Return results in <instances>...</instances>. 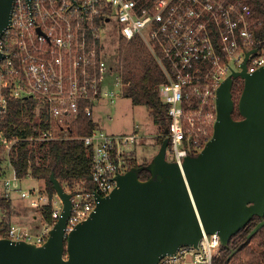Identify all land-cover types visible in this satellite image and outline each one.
<instances>
[{
    "label": "built area",
    "instance_id": "obj_1",
    "mask_svg": "<svg viewBox=\"0 0 264 264\" xmlns=\"http://www.w3.org/2000/svg\"><path fill=\"white\" fill-rule=\"evenodd\" d=\"M12 13L10 26L0 35V115L9 113L11 99H31L39 125L37 134L24 138H10L0 128V146L7 147L10 166L13 148L24 139L36 147L60 138H79L92 152L94 188L89 189L85 180L68 188L72 212L65 236L95 209L97 192L107 195L114 190L117 175L130 168L141 138L138 131L107 133L98 123L90 133L70 135L80 113L94 118L96 105L112 103L126 93L117 54L110 55L105 46L104 32L113 19L119 25V41L121 36L139 37L167 77L157 91L169 105L172 120L168 159L180 167L185 156L199 154L212 138L217 92L226 77L242 70L247 52L255 48L247 58V72L264 65L260 34L264 0H15ZM28 118L25 114L22 120ZM28 178L35 177L19 176L14 166L6 173L0 166L2 196L11 200L17 195L40 210L50 203L52 221L42 216L41 231L35 233L11 217L5 222L7 215L0 212V238L42 245L61 216L63 201L58 194L51 199L39 186L24 189ZM220 245L217 233L205 232L198 247H181L158 264H212L213 251Z\"/></svg>",
    "mask_w": 264,
    "mask_h": 264
},
{
    "label": "water",
    "instance_id": "obj_2",
    "mask_svg": "<svg viewBox=\"0 0 264 264\" xmlns=\"http://www.w3.org/2000/svg\"><path fill=\"white\" fill-rule=\"evenodd\" d=\"M14 2L0 0V35L11 24ZM254 50L219 86L214 134L199 154L185 156L180 167L167 157V136L147 166L150 177L141 178L137 166L119 173L114 190L97 192L95 209L67 236L72 193L52 172L61 216L42 245L0 238V264H158L181 247H198L205 232L227 245L257 215L248 238L255 235L264 226V65L247 72ZM237 77L244 79L238 119Z\"/></svg>",
    "mask_w": 264,
    "mask_h": 264
},
{
    "label": "trees",
    "instance_id": "obj_3",
    "mask_svg": "<svg viewBox=\"0 0 264 264\" xmlns=\"http://www.w3.org/2000/svg\"><path fill=\"white\" fill-rule=\"evenodd\" d=\"M264 18V13L262 14ZM264 23V21H263ZM260 34L264 35V24L260 27ZM119 62L122 67V79L126 83L125 95L133 100L134 104L145 105L150 109L154 122L160 126L159 142L162 143L170 129L171 117L168 116L169 105L159 97L157 87L167 79L160 63L151 50L139 37L127 40L121 36ZM234 82L232 91L236 107L233 115L236 119L242 115L238 110L240 98L239 86ZM239 88L236 91V88ZM10 111L5 116L0 115V128L8 137L18 135L21 138L37 134L38 123L32 114L35 103L31 99H11ZM25 114H29L27 120H22ZM46 125L45 122H42ZM71 136L90 133L97 122L90 113H80L73 121ZM30 140L20 141L12 150V163L16 173L25 177L32 175L37 179H44L46 191L52 199L57 191L51 181L52 172L60 183L71 188L80 180H85L89 189L94 186L91 182L92 152L87 150L82 139L60 138L59 140L29 146ZM17 147V149H16ZM16 149V150H15ZM40 158V164L37 163ZM150 161L138 162L135 157L130 159L129 166H137L140 177H150L147 169ZM11 200L0 197V207H10ZM52 205L43 206V216L48 222L52 221ZM11 217L10 210L5 222ZM260 216H253L239 232L234 234L229 244L220 245L213 251L212 264H264V226L248 238V234L259 223ZM6 228V225H4ZM254 242L259 248H254Z\"/></svg>",
    "mask_w": 264,
    "mask_h": 264
},
{
    "label": "rangeland",
    "instance_id": "obj_4",
    "mask_svg": "<svg viewBox=\"0 0 264 264\" xmlns=\"http://www.w3.org/2000/svg\"><path fill=\"white\" fill-rule=\"evenodd\" d=\"M118 23L115 19L106 26L107 31L105 46L110 55H116L119 61L120 56V45H119V28ZM235 83L242 90L244 86V79L237 77ZM236 88V91L239 89ZM126 90V89H125ZM94 118L97 123L106 131L107 133H126L131 134V132L138 131L141 134V138H138L135 148V158L138 162H145L152 159V157L157 153L161 146L159 142V137L162 135L160 133V126L154 122V117L150 113V109L145 105H137L133 103V100L126 95L120 96L117 100L110 102H104L103 104H98L94 108ZM30 146V145H29ZM13 148V147H12ZM11 148V150H12ZM138 154V155H137ZM9 156L7 147L0 146V166L6 173H11L13 165L9 164ZM170 155L167 153V157ZM12 159V158H11ZM40 187L46 189L45 180L28 178L23 184L24 189L30 187ZM65 190H68V186L64 185ZM4 193L0 192V197L4 198L2 195ZM0 212L6 215L11 214V218L19 225H28L33 229L35 233L41 231L42 222L36 221L33 226V214L41 215L43 209L29 207L18 198L17 195L14 199L11 198L10 207L8 210L6 208L0 207ZM31 225V226H30ZM254 248H259L254 242L251 243Z\"/></svg>",
    "mask_w": 264,
    "mask_h": 264
},
{
    "label": "crops",
    "instance_id": "obj_5",
    "mask_svg": "<svg viewBox=\"0 0 264 264\" xmlns=\"http://www.w3.org/2000/svg\"><path fill=\"white\" fill-rule=\"evenodd\" d=\"M137 131V130H136ZM137 148V147H136ZM138 155V154H137ZM151 160V159H150ZM149 160V161H150ZM34 179H37V178H34ZM42 180V179H41ZM42 216H43V213H41V215H39V214H33V222L31 223V225L33 226V224H35V222L36 221H41V222H43V220H42ZM30 225V226H31ZM28 226V225H27Z\"/></svg>",
    "mask_w": 264,
    "mask_h": 264
},
{
    "label": "flooded vegetation",
    "instance_id": "obj_6",
    "mask_svg": "<svg viewBox=\"0 0 264 264\" xmlns=\"http://www.w3.org/2000/svg\"><path fill=\"white\" fill-rule=\"evenodd\" d=\"M235 81H236V79H235Z\"/></svg>",
    "mask_w": 264,
    "mask_h": 264
}]
</instances>
